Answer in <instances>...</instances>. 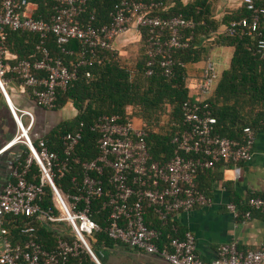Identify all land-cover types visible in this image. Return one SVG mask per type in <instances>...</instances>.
I'll use <instances>...</instances> for the list:
<instances>
[{
    "label": "built area",
    "instance_id": "1",
    "mask_svg": "<svg viewBox=\"0 0 264 264\" xmlns=\"http://www.w3.org/2000/svg\"><path fill=\"white\" fill-rule=\"evenodd\" d=\"M56 1L54 14L45 19L24 16L21 8L26 0H0L1 29L10 26L14 30L30 31L42 40L38 45L40 57L15 62L0 40V88L18 126L15 137L0 153L19 142L29 150L24 167L15 166L13 177L0 189V264H101L89 241L101 230L114 240L138 251L159 255L172 264H264V242L261 247L248 250L240 249L236 241L222 243L216 257L205 260L197 253L194 233L190 230L180 233V226L172 219L180 211L210 204L211 198L196 184L200 171L213 168L217 163L238 167L250 161L254 154V128L245 127L242 139L222 136L215 131L217 118L209 98L221 73L212 56L206 57L200 76H186L190 88L189 98L182 104L186 128L173 138L175 149L166 160L152 157L146 132L142 123L136 122L130 106L125 117L102 114L89 125L98 134L99 154L92 159H82L78 154L88 126L85 122L62 136L61 152L51 150L45 138L37 141L32 138L35 115L13 106L4 78L10 72L17 74L23 84L31 87L39 105L53 108L57 89L69 85L76 77V69H69L62 59L51 56L43 44L49 33L60 46L77 39L84 45V55L96 56L99 49L115 53V40L132 26L137 30L145 27L149 32L147 73H153L158 64L166 76L174 75L179 65L186 67L176 62L172 51L190 47L194 36L196 23L192 19L182 14H152V8L168 9L169 4L164 0H120L111 22L100 26L81 19L86 0ZM243 4L249 14L232 20L224 26L223 32L250 33L255 37L258 56L264 59V26H261L264 6L255 0H243ZM24 115L29 117L28 124L22 120ZM28 171L32 172L30 178ZM67 172L72 173L71 186L57 185L55 178ZM47 187L53 204L43 207L40 202L47 194ZM247 204L251 209L264 211V196L252 195ZM148 208L158 214L161 227L147 224ZM227 208L236 216L240 214L233 201ZM96 213H103L105 228L94 217ZM9 214L24 215L54 227L59 236L57 243L49 246L41 242L33 224L21 228L26 234L25 240L11 241L8 230L2 226ZM243 215L249 218L251 210ZM63 223L68 229L61 226ZM168 226L170 230L164 235L163 228ZM84 252L89 253L92 262L80 259Z\"/></svg>",
    "mask_w": 264,
    "mask_h": 264
},
{
    "label": "trees",
    "instance_id": "2",
    "mask_svg": "<svg viewBox=\"0 0 264 264\" xmlns=\"http://www.w3.org/2000/svg\"><path fill=\"white\" fill-rule=\"evenodd\" d=\"M21 1V0H20ZM21 11L24 16L49 19L54 14L56 0H26ZM149 2L151 0H142ZM159 1V0H156ZM169 4L168 9L152 8V14L173 16L182 14L192 19L196 24L191 46L183 49H174L172 56L178 63L186 67L177 66V72L172 76L163 74L156 64L151 74L147 73V44L148 29L140 28L141 44H146L145 51L134 65L119 58V53H111L99 49L96 56L83 54V43L77 39L60 46L55 36L49 33L44 39V46L53 58H60L69 69H76V77L66 88H58L56 101L52 109L64 107L71 103L76 109V115L60 123L52 132L45 136L46 143L51 150L61 152L63 148L62 136L76 129L81 122L88 126L84 137L78 146V154L82 159H92L99 154L97 144L98 134L89 125L102 114H118L126 116L128 106L133 107V116L141 120L146 132V141L154 159L166 160L175 149L173 138L186 128L182 112L183 102L189 98L190 88L187 85V65L206 58L211 49L216 46L232 47L233 54L230 65L220 74L209 102L217 118L216 133L234 139H242L245 127L255 130L264 127V59L257 54L256 40L250 33H224L219 28L222 24L228 25L234 19L246 16L249 11L243 4L236 11H229L220 19L214 17L212 4L208 0H164ZM258 5L264 6V0H255ZM120 0H86L81 15L85 22L95 26L110 23L112 13ZM261 26H264L262 20ZM11 52L14 62L18 59L34 61L41 56L38 45L41 38L37 33L14 30L10 26L0 28V40ZM82 60L85 63H82ZM13 62V61H12ZM43 74V73H42ZM10 75L22 82L15 73ZM28 88L31 87L27 86ZM32 92V90H31ZM27 154L22 156L20 166L23 168ZM222 164V163H217ZM216 167V166H215ZM199 172L196 180L197 187L205 192L201 186V176L210 169ZM34 171L36 168L33 167ZM72 173L55 178V182L64 188L71 186ZM32 172L28 171L30 178ZM208 195V194H207ZM43 207L53 204L52 193L47 187V194L40 202ZM94 202V206H97ZM150 215V219L149 216ZM94 217L105 228L106 222L103 213H96ZM147 224L151 227H161V219L152 208L146 214ZM33 224L37 227L38 239L45 245L53 246L59 236L54 227L47 226L34 218L24 215L9 214L3 219L2 226L8 230V237L13 242L23 241L26 234L21 232L25 225ZM170 226L163 228L166 235ZM183 231L180 228V233ZM100 241L112 239L105 230L96 232ZM80 259L83 262L92 260L89 253L84 252Z\"/></svg>",
    "mask_w": 264,
    "mask_h": 264
},
{
    "label": "crops",
    "instance_id": "3",
    "mask_svg": "<svg viewBox=\"0 0 264 264\" xmlns=\"http://www.w3.org/2000/svg\"><path fill=\"white\" fill-rule=\"evenodd\" d=\"M208 2L212 4L214 17L217 19L229 11L238 10L243 5V0H208ZM134 28L135 26L115 40L116 52L121 51L123 37H129L130 30ZM223 29L224 24L219 30L223 31ZM137 31L141 38L140 30ZM228 48L232 47L216 46L209 53L217 64L224 66L221 72L229 67L225 66L229 61L226 59L227 54L230 57ZM205 59L188 64L187 73L190 76H200ZM9 60L13 61L12 58ZM4 87L16 109L30 110L34 113L36 120L30 134L35 141L44 138L60 123L73 118L77 113L70 102L59 109L39 105L30 88L15 80L10 73L4 78ZM22 120L26 122L25 124L29 123L27 115H24ZM136 122L140 123L141 120L136 117ZM17 130L16 119L0 88V149L15 137ZM253 149L254 154L250 161L238 167L218 164L201 176V186L211 198L209 205L197 206L190 211H180L172 217L182 231L190 230L194 233L197 253L205 260L215 258L217 248L222 243L236 241L240 249L248 250L259 248L264 242V211L251 209L247 204V199L252 195L264 196V127L256 130ZM26 154L29 155V150L23 142L13 144L0 153V189L13 177V169L15 166H20L21 158ZM231 201L238 205L240 214L237 216L227 208V204ZM249 209L251 215L245 218L243 214ZM148 216L150 219L151 216ZM61 226L68 229L65 223ZM1 237L0 229V247ZM89 241L101 264H172L159 255L138 251L121 241L114 239L100 241L97 234L92 235ZM92 264L97 263L92 262Z\"/></svg>",
    "mask_w": 264,
    "mask_h": 264
},
{
    "label": "rangeland",
    "instance_id": "4",
    "mask_svg": "<svg viewBox=\"0 0 264 264\" xmlns=\"http://www.w3.org/2000/svg\"><path fill=\"white\" fill-rule=\"evenodd\" d=\"M184 1H188V0H184ZM131 28H133V26ZM123 34H125V33H123ZM138 34H139V32L137 31L136 28L130 30L129 37H126V36L123 37V39H124V42H123V45H122L123 47L120 48L122 52L120 50L118 51V53L121 52L119 54V58L121 57L123 60H126L129 65H134L135 61H137V59H139V57H141V54L143 52L142 48L144 49V51H145V48H146V44L147 43L145 45L141 44L140 37H139ZM228 52H229V55L231 57L232 56V52H233L232 48H228ZM210 56H212V55H210ZM230 57L227 54L226 59L229 60V61H228L227 65H225V66H229ZM223 67L224 66H221V65L218 64V68H219L220 72L223 69Z\"/></svg>",
    "mask_w": 264,
    "mask_h": 264
}]
</instances>
